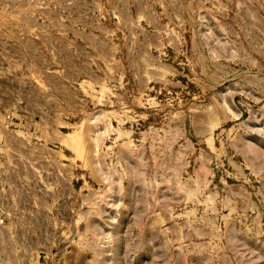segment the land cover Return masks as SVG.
I'll return each mask as SVG.
<instances>
[{
  "label": "rangeland",
  "instance_id": "374dc122",
  "mask_svg": "<svg viewBox=\"0 0 264 264\" xmlns=\"http://www.w3.org/2000/svg\"><path fill=\"white\" fill-rule=\"evenodd\" d=\"M0 264H264V0H0Z\"/></svg>",
  "mask_w": 264,
  "mask_h": 264
}]
</instances>
